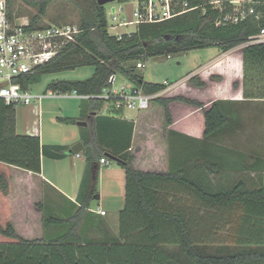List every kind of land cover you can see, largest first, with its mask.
I'll return each mask as SVG.
<instances>
[{
	"label": "trees",
	"instance_id": "obj_1",
	"mask_svg": "<svg viewBox=\"0 0 264 264\" xmlns=\"http://www.w3.org/2000/svg\"><path fill=\"white\" fill-rule=\"evenodd\" d=\"M63 1L78 9L77 26L80 32L54 58L38 67L33 75L22 79L23 88L37 82L45 74L91 66V77L80 81L51 82L48 90L94 96L110 86L112 77L120 76L144 94H154L163 90L165 85L145 82L136 73V63L158 54L169 56L171 53L205 48H216L224 53L242 46L244 102L256 99L262 100L264 105V44L250 43V38L264 28V0L244 4L246 8H253V15L237 23L220 25H216L217 19L232 12L231 4L224 2L219 11L210 4L211 0H183L194 9L162 22L140 24L133 33L122 35L120 39L107 32L105 6L97 4L96 0ZM117 1L126 3L129 0ZM47 3L48 0L34 2L38 10L29 18L28 30L46 27L41 25V21ZM9 5L7 0V15L11 20ZM188 83L195 87L204 86L194 76L188 79ZM172 102L202 106L182 96L153 99L152 103L162 109L166 126L171 124L169 105ZM86 103L87 119L92 120L99 155L108 153L106 155L115 158L124 170V204L118 215V233L110 234L101 225L103 221L98 228L105 231H100L98 238H87L80 233V216L85 209H78L64 226V232L46 234L39 239L28 240L19 236L9 220L0 218V241H5L0 243V264H264V182L261 175L256 188H247L246 182L239 179L228 189L213 191L189 179L184 168L172 170L169 167L165 172L137 170L130 150L133 123L123 121L121 126L118 119L122 118L101 115L102 102L99 100L88 99ZM233 106L231 102L218 100L203 110L204 139H222L223 132L234 126L231 116ZM263 114L261 111L262 129ZM58 120L75 123L72 118ZM112 132L118 136L115 140L124 139L121 152L107 148L106 138ZM65 152L66 149L61 146L41 145L38 137L18 135L15 106H7L0 99V163L37 176L42 156L57 160L64 157ZM93 159L88 153L86 161ZM250 160L251 154L246 151L243 155L245 171L261 163L258 158L253 164ZM206 167L211 173L220 170L215 160L208 162ZM93 178H97V170ZM178 189L197 198V203L192 206L195 211L237 212L234 249L227 250L225 245H207L212 242L210 234L217 229L216 222H205L203 216L198 219L197 212L187 211L189 205L184 201L170 200L171 193ZM0 192H7V185L1 181ZM35 207L42 213V202ZM42 223L44 227L58 226L64 220L45 217L42 213ZM194 226L199 228L194 229Z\"/></svg>",
	"mask_w": 264,
	"mask_h": 264
},
{
	"label": "crops",
	"instance_id": "obj_2",
	"mask_svg": "<svg viewBox=\"0 0 264 264\" xmlns=\"http://www.w3.org/2000/svg\"><path fill=\"white\" fill-rule=\"evenodd\" d=\"M239 47L224 53L215 48L213 56L208 61L195 67L187 75L179 77L178 82L172 84L175 86L165 97L182 96L199 102L202 105L200 108L181 102L170 103L169 126L164 124L162 109L153 103L146 111H133L130 116L125 113L122 119H118V125L121 126L123 121L133 123L130 150L134 155L133 165L137 170L165 172L169 167L172 170L184 168L189 179L206 188L214 176L218 179L222 176L224 180H220L223 184L227 182L228 176L233 177L237 172H246V178L252 183L257 181L260 175H264V172L260 171L263 167H258L264 166L263 162L262 165L257 163V167L253 166L250 171H245L243 164L245 151L235 140L236 137L251 135L252 132L249 134L243 132L244 122L247 120L255 122L260 119L261 111L264 113L262 100L244 102L242 46ZM212 75H216V79H212ZM193 76L204 83V86L195 87L188 83V79ZM69 99L79 101L77 112L74 115L65 113L62 117H56L53 122L55 133L48 134L43 131L39 121L31 129L22 131L16 121L18 135L38 137L40 144L44 146L64 147L66 149L64 157L54 160L42 156L40 174L37 176L0 163V181L7 185V192L5 194L0 192V218L9 220L16 233L28 240L64 232V226L78 209H85L80 216L79 230L87 238L100 236V231L104 230L98 228L100 221H103L101 225H104L110 234L118 233V215L124 204V170L114 160L115 166H111L110 158L106 155L108 153L99 155L92 120L87 119V100ZM218 100L234 104L231 113L234 126L223 132L222 139L206 140L203 110ZM21 106L30 107L40 117L35 102ZM58 118H72L75 123L61 122ZM77 122H86L87 125L77 126ZM262 132L264 147V126ZM117 137L113 132L107 135V148L121 152L124 139L115 140ZM76 144H81L82 150L78 154H68L67 151ZM88 153L94 157L92 161H86ZM257 155L251 153L250 161L255 162L257 158L259 160L260 157ZM102 157L108 160V166L99 164ZM211 160L217 161L220 165L217 173H211L206 167ZM96 170L97 178L94 180L93 174ZM171 194L170 200L183 202V199H186L181 198L178 192L174 191ZM186 195L187 199L188 196L197 199L190 193L186 192ZM38 202H42L43 216L61 219L64 223L44 227L42 213L35 207ZM97 209L104 211L105 215L100 216L96 212ZM196 212L200 216L209 210L198 209L193 213ZM109 213L115 218L108 217ZM207 245L213 246L212 242ZM262 247L264 248V245Z\"/></svg>",
	"mask_w": 264,
	"mask_h": 264
},
{
	"label": "built area",
	"instance_id": "obj_3",
	"mask_svg": "<svg viewBox=\"0 0 264 264\" xmlns=\"http://www.w3.org/2000/svg\"><path fill=\"white\" fill-rule=\"evenodd\" d=\"M233 6L232 12L226 13L217 19L216 25L222 23H237L247 16L253 15L254 10L250 5L252 0H211L210 4L219 11L223 3ZM194 8H189L183 0H143L135 2L130 21H118V12L109 13L111 23L107 21V32L118 39L122 35H130L140 24L158 23L180 16ZM258 17V16H256ZM29 22H14L7 15L6 0H0V99L7 106L29 105L44 99H90L102 102L101 115L123 118L127 111L139 112L149 108L153 99L163 97L169 93L175 85L164 83L165 88L154 94H144L130 82L119 83L116 77L110 80V86L102 89L101 93L94 96H80L75 92H52L32 96L27 88H23L21 80L33 75L38 67L49 62L62 48L74 40V36L80 32L77 24H63L60 26H46L35 30H28ZM134 26L135 30L127 33H109V30ZM251 44H264V28L250 38ZM136 68H142L141 62L136 63ZM105 157L99 159V164L108 166ZM100 216L105 212L97 209Z\"/></svg>",
	"mask_w": 264,
	"mask_h": 264
},
{
	"label": "rangeland",
	"instance_id": "obj_4",
	"mask_svg": "<svg viewBox=\"0 0 264 264\" xmlns=\"http://www.w3.org/2000/svg\"><path fill=\"white\" fill-rule=\"evenodd\" d=\"M42 1L45 0H9V13L12 20L17 23L26 20L29 21V18L35 15L38 10V7L34 4V2ZM235 1L240 2L242 0ZM135 2L136 0H129L126 3L115 1L113 3L106 4L105 11L108 23L112 24L111 17L109 16L112 8H114L118 12V21L132 20V12L135 8ZM78 18L79 11L71 3L63 0H48L41 25L60 26L63 24H77ZM134 30V26H129L128 28L119 27L115 30L110 29L109 33H127ZM214 50L215 48H205L190 50L181 53H171L169 56H167L166 54L154 55L142 60L141 63L143 64V67L137 68L136 73L140 75L145 82L174 84L178 82L179 77L187 75V73H189L192 69L208 61L213 56ZM92 73L93 67L91 66L76 67L72 70L49 73L42 75L37 80V82L29 84L28 89L32 96H38L42 95L43 93L49 92L48 85L51 82L85 80L91 77ZM211 77L212 79H216V75H212ZM116 79L119 83L127 82L120 76L116 77ZM167 95L168 93L163 95V97H167ZM35 104L39 108L40 117H38L37 112L32 111L30 107L21 105L15 106V118L17 123L19 124L18 126L21 127L22 131H26L27 129H31L32 126L37 124V122L39 121L40 127L43 128V131L51 134L55 133V128L53 125L55 118L62 117L63 115H65V113H67L68 115H74L77 112L79 101L77 99H44L40 102H36ZM151 105L152 102L150 103V106ZM132 112L133 111L126 112L127 116H130ZM260 116L261 114L259 115V118ZM244 125L245 126L243 127V132H248V134L252 132V134L248 136L236 137V144H239L238 146L243 148V150L245 151L244 154L246 153V151H251L250 154H258L257 156L260 157V162H263L264 165V147H262L263 132L260 119L255 122L247 120L244 122ZM255 148L257 149L255 150ZM109 161L111 162V166H115V163L112 159H110ZM252 162L254 163V160ZM252 162L250 161V163ZM260 165H262V163ZM258 167H263V170L261 169L260 171L261 173L264 172V166ZM246 177V172H237L233 177L228 176L226 178L227 182H224L222 184L221 180H224V178L221 176L220 180L214 176L211 178L207 189L213 191L219 189L225 190L230 188V186L239 179H243L247 184V188L249 189H253L259 186V183L257 181L252 183ZM262 178L264 182V175L262 176ZM178 190L179 191L177 192L182 196L181 198H186L183 200L186 204L189 205V207H187V211H194L192 206L197 203V201L190 196H188L189 198L187 199L186 192L180 189ZM93 204H95V202ZM210 215L211 218H209ZM200 216H203L202 220H205V222H207L206 220L211 223L212 221L216 222L215 228L217 229L212 230V233L210 234V240L212 241L214 247L218 245H225L227 250L234 249L236 245L234 241V229L236 226L235 220L237 216V212L235 210L230 212L210 210L208 213L205 212L204 215L201 213ZM108 217L115 218L112 213H109ZM199 218L201 217L198 216V219ZM196 227L199 228L198 226ZM196 227L194 226V229Z\"/></svg>",
	"mask_w": 264,
	"mask_h": 264
},
{
	"label": "water",
	"instance_id": "obj_5",
	"mask_svg": "<svg viewBox=\"0 0 264 264\" xmlns=\"http://www.w3.org/2000/svg\"><path fill=\"white\" fill-rule=\"evenodd\" d=\"M97 1V4L101 5V6H105L106 4H109V3H113L117 0H96ZM111 11L113 12L114 11V8L111 9ZM87 125L86 122H77V126H82V127H85ZM82 150V146L81 144H76L74 146H72L69 151H67L68 154H78L80 151ZM108 157L114 161H116L115 158H112L110 155H108Z\"/></svg>",
	"mask_w": 264,
	"mask_h": 264
}]
</instances>
